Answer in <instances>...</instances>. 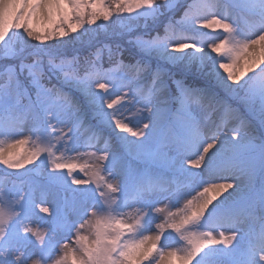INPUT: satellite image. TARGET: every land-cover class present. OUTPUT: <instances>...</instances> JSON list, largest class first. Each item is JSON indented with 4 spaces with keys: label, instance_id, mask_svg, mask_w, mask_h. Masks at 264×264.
<instances>
[{
    "label": "snow or ice",
    "instance_id": "snow-or-ice-1",
    "mask_svg": "<svg viewBox=\"0 0 264 264\" xmlns=\"http://www.w3.org/2000/svg\"><path fill=\"white\" fill-rule=\"evenodd\" d=\"M0 264H264V0H0Z\"/></svg>",
    "mask_w": 264,
    "mask_h": 264
},
{
    "label": "rangeland",
    "instance_id": "rangeland-1",
    "mask_svg": "<svg viewBox=\"0 0 264 264\" xmlns=\"http://www.w3.org/2000/svg\"><path fill=\"white\" fill-rule=\"evenodd\" d=\"M114 19H115V17H113ZM102 23V21H98L97 23ZM99 23V24H100ZM149 23H151V22H149ZM93 28H94V26H93ZM162 29V28H161ZM160 29V30H161ZM81 31H83V30H81ZM112 31V29H109V32H111ZM207 31V30H206ZM73 35H76V36H79V33H75V34H73ZM86 40L88 39V37L87 36H85L84 37ZM67 41H68V43H67V45H66V47H67V50L70 52V53H74V52H76L78 49H80L81 48V46H80V44L79 43H75V42H73V40H72V37L71 36H69V37H67V38H65ZM107 41H113V38H111V37H109V36H102V35H100V36H98V37H95V42L96 43H98V44H106L107 43ZM62 41L60 40V39H55V40H52V41H50L49 43H61ZM123 43H127V41L125 40V41H122ZM30 43H32L31 41H30ZM225 75H226V73H225ZM190 80H192V79H190ZM195 80H200L201 81V79H195ZM206 80V82L207 83H213L214 81L213 80H208V79H205ZM204 83H205V81H203ZM203 84V83H202ZM198 86H201V87H207V88H209V89H213L214 87H215V82L213 83V84H211V85H209V84H203V85H198ZM126 115H127V113H126ZM133 119H135V117H132ZM74 175H80V173L77 171V172H75L74 173ZM225 195H226V193H225ZM41 215H43V214H41Z\"/></svg>",
    "mask_w": 264,
    "mask_h": 264
},
{
    "label": "trees",
    "instance_id": "trees-1",
    "mask_svg": "<svg viewBox=\"0 0 264 264\" xmlns=\"http://www.w3.org/2000/svg\"><path fill=\"white\" fill-rule=\"evenodd\" d=\"M100 23V22H99ZM98 23V24H99ZM96 26L94 25V28H95ZM161 31V34H163V29H161L160 30ZM100 35H102V36H105V34H104V32L103 31H101L100 32V34H99V36ZM32 43H35V42H32ZM113 43V41H107V43L106 44H112ZM197 79H201V81L200 80H189V83H196L197 85H203V84H209V85H211V84H213V83H207L206 82V80L205 79H203V78H197ZM203 81H205V83L203 82ZM203 83V84H202Z\"/></svg>",
    "mask_w": 264,
    "mask_h": 264
}]
</instances>
